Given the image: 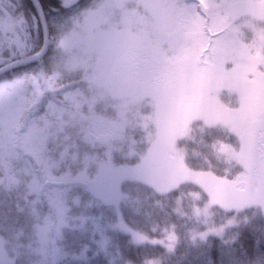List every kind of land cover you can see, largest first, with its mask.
<instances>
[{"label": "rangeland", "instance_id": "rangeland-1", "mask_svg": "<svg viewBox=\"0 0 264 264\" xmlns=\"http://www.w3.org/2000/svg\"><path fill=\"white\" fill-rule=\"evenodd\" d=\"M200 1L209 25L195 12L196 0H103L84 11L61 43L64 68L57 74L31 72L0 82V156L17 141L38 164L52 166V154L75 145H70L74 128L92 146L109 145L133 113L127 111L129 101L150 96L156 128L148 151L133 164L98 166L94 177L85 180L97 202L114 210L116 227L135 244L166 246L123 219L120 185L125 179L147 182L160 192L185 181L201 186L208 194L199 211L206 225L202 236L223 235L251 206L264 214V0ZM20 4L0 0V54L19 36L16 24L22 27L24 17H16L14 10ZM244 15L243 22L251 26L263 23L257 27L256 53L234 26ZM62 90L58 102L50 99L42 115L24 120L27 107L45 92ZM111 99H119L115 107L120 120L107 116ZM196 120L224 124L238 135V147L225 145L222 150L244 170L230 178L186 164L178 140ZM215 207L231 212L220 224ZM13 263L0 232V264Z\"/></svg>", "mask_w": 264, "mask_h": 264}, {"label": "trees", "instance_id": "trees-1", "mask_svg": "<svg viewBox=\"0 0 264 264\" xmlns=\"http://www.w3.org/2000/svg\"><path fill=\"white\" fill-rule=\"evenodd\" d=\"M15 1L21 4L14 14L24 17V22L22 27L16 24L19 36L0 54V66L37 53L44 45V27L34 0ZM102 1L39 0L49 44L38 59L1 72L0 82L31 72L57 74L64 68L62 41L71 35L83 12ZM196 6L195 12L209 25L210 16L200 0ZM245 18L236 19L234 26L241 40L256 53L254 45L261 35L257 27L263 23L251 26L243 22ZM52 93L45 92L27 107L26 122L42 115L50 99L58 102L56 96L63 90ZM151 99L133 97L129 101L127 111L133 113L128 112L126 127L109 145L92 146L74 133V128L70 145H75L63 149L62 154H52V166L38 164L28 151L22 152L17 141L11 152L0 156V232L14 257L13 264H264V214L259 207L241 212L240 222L228 226L223 235L202 236L206 225L199 211L206 205L208 194L193 182L185 181L165 192L135 179H125L120 185L121 213L127 225L162 240L166 246L135 244L129 233L116 227L111 206L97 202L85 180L94 177L98 166L133 164L148 151L156 128ZM116 103L119 99L107 102L106 113L112 121L120 120ZM96 106L102 109L101 104ZM178 141L191 168L230 178L244 170L239 163L229 161L222 150L225 145H240L238 135L224 124L207 125L196 120ZM214 211L218 224L231 213L219 207Z\"/></svg>", "mask_w": 264, "mask_h": 264}, {"label": "water", "instance_id": "water-1", "mask_svg": "<svg viewBox=\"0 0 264 264\" xmlns=\"http://www.w3.org/2000/svg\"><path fill=\"white\" fill-rule=\"evenodd\" d=\"M70 1L77 2V1H80V0H70ZM34 2H35V5H36L37 10L39 12L40 19H41L43 27H44V34H45L44 45H43L42 49L39 52H37V53H34L32 55H28V56L16 59V60L11 61V62L3 65V66H0V73L4 72L6 70H9L12 67H15V66H17L19 64L27 63V62L33 61L35 59H38L39 57L42 56V54L45 52V50H46V48L48 46L49 34H48V26H47L46 18H45V15H44V12H43V9L41 7V4H40L39 0H34Z\"/></svg>", "mask_w": 264, "mask_h": 264}]
</instances>
